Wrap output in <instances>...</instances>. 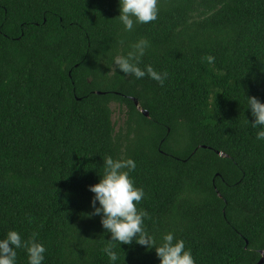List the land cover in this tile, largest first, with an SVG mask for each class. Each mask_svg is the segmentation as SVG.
I'll list each match as a JSON object with an SVG mask.
<instances>
[{"label":"trees","instance_id":"trees-1","mask_svg":"<svg viewBox=\"0 0 264 264\" xmlns=\"http://www.w3.org/2000/svg\"><path fill=\"white\" fill-rule=\"evenodd\" d=\"M158 7L125 32L118 0H0V239L37 234L44 264H109L110 234L87 215L106 156L136 162L158 241L173 233L195 264L261 259L264 141L244 96L264 102V0ZM141 39L140 67L166 72L163 86L113 70ZM120 248L117 264H159L155 249Z\"/></svg>","mask_w":264,"mask_h":264},{"label":"clouds","instance_id":"clouds-1","mask_svg":"<svg viewBox=\"0 0 264 264\" xmlns=\"http://www.w3.org/2000/svg\"><path fill=\"white\" fill-rule=\"evenodd\" d=\"M158 4L159 0H118L119 15L115 19L125 32H132L136 25L157 20ZM148 47L149 43L144 39L132 44L126 54L114 58L113 70L136 79L148 76L163 86L168 75L166 72H157L151 65H145L143 69L140 67L141 58ZM208 59L209 62L213 60L212 57ZM244 100L246 110L250 111L252 117L251 126L260 129L256 133V139L264 141V102L252 96H244ZM247 123L249 124L248 121ZM135 169L136 162L131 158L113 159L106 156L99 182L88 188L94 195L90 200L92 211L87 215L89 218L99 216L102 228L110 234L109 241L102 249L109 264H117L120 260L115 250L117 245L121 251V245L133 243L148 250L155 249L159 264H195L191 251L185 248V242L176 239L173 233L162 235L158 241L146 230L144 221L148 218V213L137 207L145 192L142 188L135 187L130 178V172ZM17 250L25 252L27 264H44L46 248L37 242V234L24 240L19 232L8 231L0 239V264H17Z\"/></svg>","mask_w":264,"mask_h":264},{"label":"water","instance_id":"water-1","mask_svg":"<svg viewBox=\"0 0 264 264\" xmlns=\"http://www.w3.org/2000/svg\"><path fill=\"white\" fill-rule=\"evenodd\" d=\"M132 101L134 102V105L136 106L137 110L140 113L144 114L146 117H148V113L141 108L139 102L133 98H132ZM217 154L220 155L221 157H226V155L223 153L217 152ZM260 253H261V259L259 260V262L257 264H264V251H262Z\"/></svg>","mask_w":264,"mask_h":264},{"label":"rangeland","instance_id":"rangeland-1","mask_svg":"<svg viewBox=\"0 0 264 264\" xmlns=\"http://www.w3.org/2000/svg\"><path fill=\"white\" fill-rule=\"evenodd\" d=\"M113 111H114V116H113V121L117 123V129L118 127L121 125V120H122V116L119 114L117 108H115V106L112 107Z\"/></svg>","mask_w":264,"mask_h":264}]
</instances>
